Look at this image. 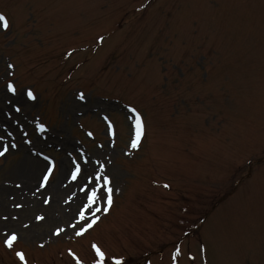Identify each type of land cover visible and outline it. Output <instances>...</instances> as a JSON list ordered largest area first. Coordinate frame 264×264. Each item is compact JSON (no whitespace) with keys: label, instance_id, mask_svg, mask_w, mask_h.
<instances>
[{"label":"rangeland","instance_id":"374dc122","mask_svg":"<svg viewBox=\"0 0 264 264\" xmlns=\"http://www.w3.org/2000/svg\"><path fill=\"white\" fill-rule=\"evenodd\" d=\"M139 5L147 10L133 13ZM0 10L11 25L10 32L0 29V126L11 133L0 157V189L18 191L27 181L28 148L58 162L49 186L59 166L71 176L73 159L89 177L103 165L117 197L90 236L123 239L108 252L132 253L127 242L134 235L158 248L203 218L193 239L199 249L179 247L178 264H264V0H0ZM5 80L36 96L20 105L22 115L12 108L19 103ZM78 89L84 100L75 99ZM121 104L146 120L138 149L131 147V116ZM102 117L112 119L117 138L107 136ZM45 166L35 173L36 185ZM86 179L82 173L63 183L48 204L10 209L6 202L0 264H19L15 250L29 264H51V257L70 264L56 256L65 246L85 251L86 242H64L73 237V213L85 206ZM74 194L82 200L67 204ZM41 215L45 220L37 221ZM122 218L126 225L115 222ZM57 228L65 229L58 238ZM5 233L18 237L12 248ZM56 239L64 245L52 247ZM102 251L107 257L105 246ZM82 259L95 260L90 252Z\"/></svg>","mask_w":264,"mask_h":264},{"label":"snow or ice","instance_id":"6c2138e0","mask_svg":"<svg viewBox=\"0 0 264 264\" xmlns=\"http://www.w3.org/2000/svg\"><path fill=\"white\" fill-rule=\"evenodd\" d=\"M0 22L3 23L4 29L8 28V26H9L8 20L6 19V17L3 14H0ZM8 68L12 69L13 65L8 64ZM9 75H11V73H9ZM4 88H5L7 93L12 94L13 98H15L17 96V88L14 85V83L5 80ZM24 95L26 96V99L24 101L25 103L28 100H30V101L36 100V96L33 94V92L30 89L25 90ZM79 99L80 100L85 99L83 93H81L79 95ZM8 102L13 103V99L10 98ZM15 111L20 112L21 108L16 107ZM129 111L131 113H133V116L131 118L134 119V127H135V137L131 142V147L137 148L139 146L141 138L144 135V123H143V120H142L139 112H137V110L135 108H131V109H129ZM105 119L107 120L108 118L105 117ZM109 128H111L110 123H109ZM37 129L42 133L46 131L45 126L43 124H39V123L37 124ZM9 135H11V133H9ZM89 135H91V133H89ZM29 143H31V142L29 141ZM2 147H3V150L0 151V156H4L5 153H7L9 151V145L8 144H4ZM11 147L15 148L16 145L13 143V144H11ZM36 155H39V153H36ZM43 159L47 163H46L44 172L41 174L40 182L38 183L36 191H40V189L45 188L48 185L50 177L53 176L54 171L56 170V167H57L56 162L53 159H51L50 157L44 156ZM82 162L84 164H87L88 160L84 159ZM103 171H104V166L100 165L99 170L98 171L94 170L93 174L89 177L88 174L86 173V171L84 169H82L81 162L77 161L76 159H73L70 161L69 173H70L73 181L77 180L81 176L82 173L87 177L85 184L82 186L81 190L84 191L85 197H86L88 203L86 206H82V207H84L83 211H79V220L76 223H73L70 225L71 228L76 230L75 231L76 236H83L86 232H88L90 229H92L93 225L99 219V216L97 215V213H100L102 211L106 212L112 206L113 189L111 187V180L107 175L103 174ZM164 186L168 187V185H164ZM43 203L48 204V203H50V200L45 199V200H43ZM93 206H95L94 211H93ZM16 207H22V205L17 204ZM86 212H91V215H92L91 220L87 219ZM5 219H7V217H5ZM35 219L37 221H44L45 217L41 215V216H36ZM25 227H27V225H25ZM64 231H65V229H63V228H57L54 234L56 236H59ZM17 239H18V237L15 233L10 234V235L5 233V241L4 242L8 248H12L14 242L17 241ZM41 247H43V245H41ZM92 248L94 249L95 257H98V259L94 260V264H106L105 253L100 249V247L93 244ZM69 254L72 255L73 258L76 260V264H81V261L79 260L78 257L75 256L74 253H72L70 251ZM180 255H181V250L179 248H177L174 255H173V260L176 261L177 264H178V258L180 257ZM16 256L22 262V264H27L25 254L22 251L16 252ZM192 259L194 260V258H192ZM111 264H125V261L118 258V257H112L111 258Z\"/></svg>","mask_w":264,"mask_h":264},{"label":"bare ground","instance_id":"6f19581e","mask_svg":"<svg viewBox=\"0 0 264 264\" xmlns=\"http://www.w3.org/2000/svg\"><path fill=\"white\" fill-rule=\"evenodd\" d=\"M20 102H24V100ZM27 153L33 154L31 151H28ZM26 159L27 160H26V165L24 166V173L26 174L25 176H27V181L24 183L23 188L22 187L19 188L18 191L12 190V189L9 190L5 188L0 189V195H1L0 196V205H1L0 213H1V210L7 211L6 202L11 206L10 209L12 208L16 209L17 204L26 205L29 203H37L40 200L42 203L43 199H46V198H49L52 201V198L56 197L55 195H57V192L62 188L63 183H68L67 178L65 177V174H64L66 172L62 168L63 166H59L58 176L53 181L52 185L42 188L40 189V191H36L38 185H36V183H33V178L35 176V173L39 171V169L44 165V163L42 160H39L29 155H27ZM31 183L33 184V187H31L32 186ZM7 193H13L14 195L9 197L8 199H5ZM70 201H71V198H70Z\"/></svg>","mask_w":264,"mask_h":264}]
</instances>
